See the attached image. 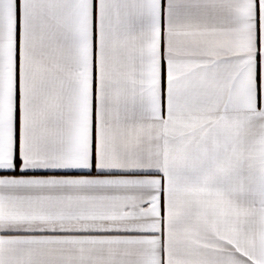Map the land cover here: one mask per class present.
<instances>
[{
	"label": "snow or ice",
	"instance_id": "1",
	"mask_svg": "<svg viewBox=\"0 0 264 264\" xmlns=\"http://www.w3.org/2000/svg\"><path fill=\"white\" fill-rule=\"evenodd\" d=\"M0 264H264V0H0Z\"/></svg>",
	"mask_w": 264,
	"mask_h": 264
}]
</instances>
